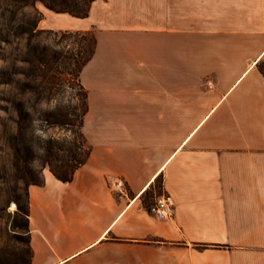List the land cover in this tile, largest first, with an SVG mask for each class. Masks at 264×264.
<instances>
[{
    "label": "crops",
    "instance_id": "obj_1",
    "mask_svg": "<svg viewBox=\"0 0 264 264\" xmlns=\"http://www.w3.org/2000/svg\"><path fill=\"white\" fill-rule=\"evenodd\" d=\"M92 152L29 188L30 264H264V0H95ZM122 180L126 192L114 185ZM170 195L172 220L148 212Z\"/></svg>",
    "mask_w": 264,
    "mask_h": 264
},
{
    "label": "trees",
    "instance_id": "obj_2",
    "mask_svg": "<svg viewBox=\"0 0 264 264\" xmlns=\"http://www.w3.org/2000/svg\"><path fill=\"white\" fill-rule=\"evenodd\" d=\"M94 1L0 0V43H9L10 37H25L28 51L19 60L33 66L32 78L36 82V86L33 87L34 96L39 104L46 105L51 101L62 75L73 76L79 86L78 104L73 108L74 111L71 113L43 110L39 120L45 124V127L40 129L32 125L33 119L29 111L25 110L24 103L20 101L17 104L19 114L17 135L9 136L4 131L0 137L13 152L14 168L27 188L26 205H20L18 202L16 204L18 213L26 219L25 228L28 234L30 232L29 188L44 185L45 171H49L63 183H70L76 171L86 164L92 152V147L84 133L85 118L88 114V95L80 76L84 67L94 57L97 47V40L90 31L39 29L43 15L38 5L42 4L54 13L69 14L83 19L89 16L90 6ZM27 10L31 12L28 13ZM43 35L48 38H43ZM261 71L264 75V66H261ZM6 75V72L0 70V87L4 84L3 78ZM2 100L0 96V110L3 108ZM55 127L67 129L71 136L61 138L46 134L48 129ZM30 253L31 261V249Z\"/></svg>",
    "mask_w": 264,
    "mask_h": 264
},
{
    "label": "rangeland",
    "instance_id": "obj_3",
    "mask_svg": "<svg viewBox=\"0 0 264 264\" xmlns=\"http://www.w3.org/2000/svg\"><path fill=\"white\" fill-rule=\"evenodd\" d=\"M38 8L41 12L45 9L42 4H39ZM26 12L29 13L31 10ZM45 37L48 38L43 35V38ZM27 51L25 37H10L9 43H0V70L7 74L3 78L4 84L0 87V96L3 99L1 101L3 108L0 110V137L4 131L9 136L17 135L19 118L17 104L20 101L24 103L23 107L32 117V125L38 129L45 127L39 120L43 110L72 113L78 104L79 86L73 76L68 75L60 77L51 101L46 105L39 104L34 96L33 87L36 86V82L32 78L33 66L19 60ZM46 134L61 138L71 136L67 129L56 127L48 129ZM13 162V152L0 138V264H29L31 253L25 228L26 219L18 213L16 204L18 202L20 205H26L27 188L15 170Z\"/></svg>",
    "mask_w": 264,
    "mask_h": 264
},
{
    "label": "built area",
    "instance_id": "obj_4",
    "mask_svg": "<svg viewBox=\"0 0 264 264\" xmlns=\"http://www.w3.org/2000/svg\"><path fill=\"white\" fill-rule=\"evenodd\" d=\"M116 190L121 193L126 192V186L124 181L116 180L114 183ZM150 215L160 220H172L175 214V202L170 195H159L154 203L148 208Z\"/></svg>",
    "mask_w": 264,
    "mask_h": 264
}]
</instances>
